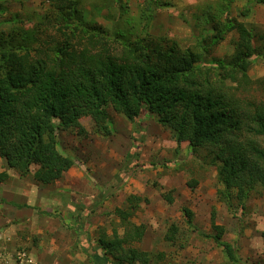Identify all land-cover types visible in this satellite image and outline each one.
<instances>
[{
  "label": "rangeland",
  "instance_id": "1",
  "mask_svg": "<svg viewBox=\"0 0 264 264\" xmlns=\"http://www.w3.org/2000/svg\"><path fill=\"white\" fill-rule=\"evenodd\" d=\"M148 1L77 0L86 20L109 32L116 29L126 41L145 37L166 47L176 43L198 50L194 44L201 29L208 34L214 21L222 27L231 20L250 28L258 47L263 43L264 0H157L165 5L153 9ZM50 3L0 0V33L39 26L53 11ZM202 13H209V19ZM47 34L58 36L51 27ZM236 38L232 31L217 45L207 44L212 48L203 65L229 59ZM247 75L252 84L235 93L264 103V59L255 58ZM107 113L108 132L90 116L80 119L81 132L57 131V149L75 164L52 184L33 179L37 166L21 176L0 158V172L8 175L0 182V264H117V254H104L98 238L123 237L133 226H143L142 239L128 240L123 248L147 253V264H264V190L251 191L239 210L236 203L228 209L217 193L223 186L209 149L192 153L152 114L130 123L111 107ZM193 181L196 185L189 188ZM116 208L134 212L123 219ZM184 209L192 212L190 226ZM212 223L223 227L220 238L233 246L238 263L209 238L218 232ZM172 225L177 233L168 241ZM121 264L130 263L125 259Z\"/></svg>",
  "mask_w": 264,
  "mask_h": 264
},
{
  "label": "trees",
  "instance_id": "2",
  "mask_svg": "<svg viewBox=\"0 0 264 264\" xmlns=\"http://www.w3.org/2000/svg\"><path fill=\"white\" fill-rule=\"evenodd\" d=\"M50 2L53 11L40 20V28L0 33V158L8 169L26 176L35 165L32 177L38 183L59 180L75 159L57 149V131L81 132L80 119L90 116L99 130L108 132L111 107L130 123L154 115L192 153L209 149L223 186L217 193L228 209L236 203L239 210L251 191L264 190V103L235 93L252 84L247 71L255 58L264 59V37L258 47L250 28L227 20L222 27L214 21L208 34L201 29L195 37L198 50L176 43L166 47L145 37L126 41L116 29L109 32L86 20L77 0ZM148 4L151 9L165 5L157 0ZM202 14L209 19V13ZM49 27L57 37L47 34ZM232 31L237 38L230 58L203 65L212 48L206 45H217ZM7 178L0 172V182ZM193 185L196 181L187 183ZM166 200L173 201L170 196ZM115 212L126 219L134 211ZM183 214L192 225V212L184 209ZM212 227L218 232L209 238L238 263L233 246L220 238L223 227ZM143 232V226H133L123 237L102 235L98 248L117 254V264L125 259L147 264V253L123 248V243L140 242ZM168 233L166 240L172 241L177 227L170 226Z\"/></svg>",
  "mask_w": 264,
  "mask_h": 264
}]
</instances>
